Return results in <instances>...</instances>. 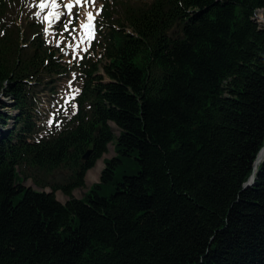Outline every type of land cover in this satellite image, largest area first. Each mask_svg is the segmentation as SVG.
Instances as JSON below:
<instances>
[{
    "label": "trees",
    "instance_id": "1",
    "mask_svg": "<svg viewBox=\"0 0 264 264\" xmlns=\"http://www.w3.org/2000/svg\"><path fill=\"white\" fill-rule=\"evenodd\" d=\"M259 9L153 0L112 20L106 4L102 59L84 57L75 113L39 139L38 97L69 70L40 25L1 24L0 264H264V160L245 188L264 148Z\"/></svg>",
    "mask_w": 264,
    "mask_h": 264
},
{
    "label": "rangeland",
    "instance_id": "2",
    "mask_svg": "<svg viewBox=\"0 0 264 264\" xmlns=\"http://www.w3.org/2000/svg\"><path fill=\"white\" fill-rule=\"evenodd\" d=\"M68 1L71 2L70 8L64 7L67 4L66 0H57L56 5L49 2L46 6L41 4V0H7L6 14L3 17L9 25L16 23L19 27H24L28 20L42 25L43 38L47 45L54 48L58 56L62 58L63 65L70 70L64 77L55 78L56 83L45 85V88H42L43 92L38 97L37 105L38 139L58 131L61 123L76 111L75 98L83 85L82 72L78 70V67L84 56L87 55L89 60L95 62L102 59L103 50L100 42L106 29L113 26V22L107 21V15H103L105 4H110V14L113 16L112 20H115L122 17L125 5H135L137 2L150 3L152 0H94V3L84 1L81 4H76L75 0ZM89 13L92 18H89ZM57 14L62 15L57 16ZM260 17L264 19V14L260 13ZM69 19L72 22L68 24L69 30L65 31L64 24ZM259 21L264 25L263 20L259 19ZM82 25L84 27H81ZM45 28L48 30L47 33L44 31ZM69 84H71L70 87ZM49 86H55L56 89L54 91L46 89ZM0 102L6 103L7 106L13 105L11 100L3 96L2 90H0ZM5 113L14 115L15 110L8 107ZM113 127L118 136L119 132L115 126ZM114 155V145L111 144L109 153L104 155L103 159L87 173L85 187L74 192L75 198L84 197L90 187L100 181L101 172L104 169L103 160L110 159ZM24 185L40 190L32 180L25 181ZM57 198L62 203L67 201V198L60 192L57 193Z\"/></svg>",
    "mask_w": 264,
    "mask_h": 264
},
{
    "label": "snow or ice",
    "instance_id": "3",
    "mask_svg": "<svg viewBox=\"0 0 264 264\" xmlns=\"http://www.w3.org/2000/svg\"><path fill=\"white\" fill-rule=\"evenodd\" d=\"M49 2L51 4H53V5H56L57 4V0H41V4L44 5V6H46ZM81 2H82V0H75V3L76 4H81ZM85 2L94 3V0H85ZM64 7L65 8H70L71 5L70 4H66V5H64ZM59 15H62V14H57V16H59ZM37 16H39V13H37ZM88 16H89V18H92L90 13L88 14ZM45 19H47V17H45ZM71 22H72L71 19H69L68 22L64 24V30L65 31H68L69 30L68 29V24H70ZM81 27H84V25H82ZM44 31L47 33V31H48L47 28H45ZM72 31H75V29H72ZM57 46H59V44ZM70 86H71V84H69V87ZM49 123L51 124L52 121L50 120Z\"/></svg>",
    "mask_w": 264,
    "mask_h": 264
},
{
    "label": "water",
    "instance_id": "4",
    "mask_svg": "<svg viewBox=\"0 0 264 264\" xmlns=\"http://www.w3.org/2000/svg\"><path fill=\"white\" fill-rule=\"evenodd\" d=\"M87 157H88V154L84 157V159L86 160ZM263 160H264V148H263L262 151L260 152V154H259V156H258V158H257V160H256V162H255V165H254V174H253V176L251 177L250 181L245 185V188H246V189L249 188V187H251V186L255 183V181H256V176H255V174H256V172H257V168H258V166L260 165V163H261Z\"/></svg>",
    "mask_w": 264,
    "mask_h": 264
},
{
    "label": "bare ground",
    "instance_id": "5",
    "mask_svg": "<svg viewBox=\"0 0 264 264\" xmlns=\"http://www.w3.org/2000/svg\"><path fill=\"white\" fill-rule=\"evenodd\" d=\"M66 2H67V4H71V2L68 1V0H66ZM82 5H83V4H82ZM260 13H263V14H264V10H263V9L258 10V11L256 12L255 19H256L257 23H259L260 25H263L262 22L259 21V19H261V20L264 21V19H263L262 17H260Z\"/></svg>",
    "mask_w": 264,
    "mask_h": 264
},
{
    "label": "crops",
    "instance_id": "6",
    "mask_svg": "<svg viewBox=\"0 0 264 264\" xmlns=\"http://www.w3.org/2000/svg\"><path fill=\"white\" fill-rule=\"evenodd\" d=\"M83 198V197H82ZM81 199V198H80Z\"/></svg>",
    "mask_w": 264,
    "mask_h": 264
}]
</instances>
